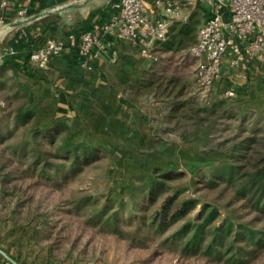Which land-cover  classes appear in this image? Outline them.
Returning a JSON list of instances; mask_svg holds the SVG:
<instances>
[{
	"label": "rangeland",
	"instance_id": "obj_1",
	"mask_svg": "<svg viewBox=\"0 0 264 264\" xmlns=\"http://www.w3.org/2000/svg\"><path fill=\"white\" fill-rule=\"evenodd\" d=\"M186 15L173 23L166 42L157 44L159 61L151 63L134 92L152 136L149 140H109L95 133L81 139L79 133L88 128H79L77 134L70 127L75 140L89 145V154L82 156L79 165L49 157L64 165L42 173L40 164L31 165L32 146L25 140H33L32 126L51 123L29 109L30 100L17 88V80L8 77L1 82L0 238L26 246L21 249L26 256L42 250L64 264H231L200 251H183L180 240H169L173 228L164 233L150 228L135 232L133 227L144 214V190H135L134 196L125 194L126 204L119 203L125 187L140 186L138 176L161 168L175 172L167 184L184 189L181 197L197 199L193 214L203 203H210L220 208L218 221L228 215L235 221L255 217L243 200L231 201L229 188L221 191L226 183L214 172L223 161L243 163L254 147L264 152V86L251 88L255 84L243 80V92L218 99V89L229 81L233 80L235 90L240 85L235 72L226 68L224 80L205 96L192 80L195 60L189 48L208 14L195 6ZM159 106L161 117L156 111ZM20 108L31 111L25 124L16 117ZM34 142L40 151L53 149L54 143L44 135ZM168 192L158 194L149 212ZM85 197V205L79 206ZM105 202L111 207L107 215L99 216ZM114 212L118 213L112 221ZM262 224L264 218L253 223ZM243 264H264V249Z\"/></svg>",
	"mask_w": 264,
	"mask_h": 264
},
{
	"label": "crops",
	"instance_id": "obj_2",
	"mask_svg": "<svg viewBox=\"0 0 264 264\" xmlns=\"http://www.w3.org/2000/svg\"><path fill=\"white\" fill-rule=\"evenodd\" d=\"M114 1L35 0L23 17L15 12L17 3L12 5L7 10L8 26L0 29V84L13 77L17 88L28 96L29 109L44 123L63 122L77 134L84 126L88 129L79 133L81 139L95 133L109 140H149L152 136L134 92L151 63L142 60L136 46L109 37L117 59L112 61L109 55H103L93 61L90 69L80 65L74 47L46 68L35 69L28 63V51L43 37L79 38L84 30L107 22L115 11ZM22 30L25 35H21ZM8 45L15 48L14 55H2ZM247 79L238 78L237 94L243 92L245 81L255 84L251 88L264 86V62L251 65ZM156 111L161 117V106ZM25 247L0 238V264H64L42 250L26 256L21 251Z\"/></svg>",
	"mask_w": 264,
	"mask_h": 264
},
{
	"label": "built area",
	"instance_id": "obj_3",
	"mask_svg": "<svg viewBox=\"0 0 264 264\" xmlns=\"http://www.w3.org/2000/svg\"><path fill=\"white\" fill-rule=\"evenodd\" d=\"M34 1L0 0V29L8 26L7 10L12 5L17 3L15 12L23 17ZM195 6L203 7L208 16L189 48L195 60L194 84L207 96L224 80L226 68L246 80L251 65L264 62V0H116L107 22L84 30L79 38L43 37L28 51V63L35 69L46 68L73 47L83 68H92L93 61L103 55L115 61L117 52L109 39L112 36L136 46L142 60L157 62V44L166 42L173 23L184 19L187 10ZM21 35H25L23 30ZM15 53L12 45L2 50V55ZM229 82L218 89V99L235 95L233 80ZM211 98L209 95L207 103Z\"/></svg>",
	"mask_w": 264,
	"mask_h": 264
},
{
	"label": "trees",
	"instance_id": "obj_4",
	"mask_svg": "<svg viewBox=\"0 0 264 264\" xmlns=\"http://www.w3.org/2000/svg\"><path fill=\"white\" fill-rule=\"evenodd\" d=\"M31 111L22 112L18 109L16 117L27 122ZM44 135L49 142H53V149L40 151L35 144L38 135ZM74 132L63 122H54L45 127L37 125L31 127L32 141L26 143L32 146L33 160L31 165L40 164L42 173L51 169H62V165L49 161V157L69 160L72 165H79L83 155L89 154V145L77 141ZM1 168V166H0ZM174 171L161 168H152L137 177L140 186L125 187L122 191L120 205L124 206L125 194L135 190H144L147 200L142 207L144 214L139 218V223L134 226L135 232L144 228L156 230L159 233L173 228L169 240H180L183 251H200L210 254L216 260L224 259L231 264H243L248 258L254 257L264 249V224L254 226V220L264 218V152L259 148H252L251 153L243 163L233 164L223 161L215 168L214 176L224 181L225 187L233 193L231 201L243 200V205L255 211V217L247 221L232 219L229 215L218 221L220 208L210 203H203L200 211L193 214L198 204L196 198L181 197L184 189H172L167 180L173 177ZM169 191L158 206L149 212V207L156 203L161 192ZM142 194V192L140 193ZM134 198V197H133ZM136 199V197H135ZM80 201L79 206H84L85 201ZM134 209L138 203L135 201ZM111 207L110 202H105L98 215H107ZM118 212L110 215L109 219L116 220ZM179 223V224H177ZM177 224V225H176Z\"/></svg>",
	"mask_w": 264,
	"mask_h": 264
}]
</instances>
